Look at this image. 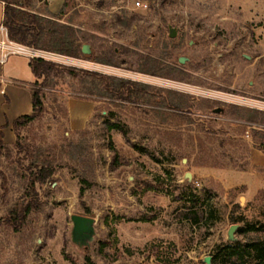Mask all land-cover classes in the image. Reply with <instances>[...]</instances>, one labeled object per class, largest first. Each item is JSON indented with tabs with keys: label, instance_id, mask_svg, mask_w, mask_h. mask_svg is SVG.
<instances>
[{
	"label": "rangeland",
	"instance_id": "rangeland-1",
	"mask_svg": "<svg viewBox=\"0 0 264 264\" xmlns=\"http://www.w3.org/2000/svg\"><path fill=\"white\" fill-rule=\"evenodd\" d=\"M20 1L71 24L89 44L90 54L58 63L135 84L107 93L101 78L62 69L37 80L42 108L19 128L23 151L0 150V264H225L228 247L264 246L263 196L240 209L184 178L194 165L246 167V135L260 143L262 132L246 120L264 111V0ZM148 58L159 75L141 72ZM71 99L97 102L80 130L69 125ZM33 160L54 174L32 192ZM27 201L38 207L21 222L12 212ZM193 206L202 214L196 224L183 216ZM72 214L95 219L81 249L70 240Z\"/></svg>",
	"mask_w": 264,
	"mask_h": 264
},
{
	"label": "trees",
	"instance_id": "trees-1",
	"mask_svg": "<svg viewBox=\"0 0 264 264\" xmlns=\"http://www.w3.org/2000/svg\"><path fill=\"white\" fill-rule=\"evenodd\" d=\"M4 14L2 26L6 29L9 40L18 44L40 50L47 53L61 55L74 59H81V45L85 40L79 36V29L71 24L59 22L58 16L51 13L47 15L39 14V12L32 9L29 3L20 0H4ZM61 12L59 13V15ZM88 55V54H87ZM91 59V55L87 57ZM96 62L97 59H95ZM146 67L141 70L151 75H159L160 68L155 59L148 58ZM104 63V62H103ZM111 65V63H105ZM29 66L35 76V81L31 84L30 92L32 99L33 111L29 115H22L13 122V131L16 135V142L12 146H7L2 141V134L0 132V150L8 149L9 147L18 148V151H23V147L19 145V128L34 121L42 108V96L40 91L35 88L38 84L37 80L43 78V82L48 79L50 74L58 72L57 69H62L65 72L76 75L77 70H81L91 81L99 77L100 83L103 84V90L107 93H116L121 88L128 84H135L129 79L119 78L114 75L101 74L97 71L69 67L55 61L45 59L43 57L35 56L29 60ZM254 110V109H253ZM255 115L260 116V119H247L248 122H255L257 127L264 128V111L259 109L254 110ZM256 119V118H255ZM107 129H118L126 134L124 129L118 123H107ZM28 166V185L34 191L35 185L44 184L53 174L54 168L49 164L37 163V161H30ZM83 188L79 190V197L83 195ZM31 195V194H30ZM38 207L33 201H27L21 204L18 210H13L16 219L22 220L28 215L32 209ZM89 213V209H86ZM184 218L190 220L192 223H198L202 217L196 207H189L183 213ZM20 222V223H21ZM246 256L255 258L258 263H264V246L258 241L247 242L242 249L236 247H228V250L223 254L227 263L225 264H247Z\"/></svg>",
	"mask_w": 264,
	"mask_h": 264
},
{
	"label": "crops",
	"instance_id": "crops-1",
	"mask_svg": "<svg viewBox=\"0 0 264 264\" xmlns=\"http://www.w3.org/2000/svg\"><path fill=\"white\" fill-rule=\"evenodd\" d=\"M4 5L5 1L0 0V27ZM37 56L57 63L58 61L53 58L80 60L47 52ZM30 58L27 54L13 53L0 62V132L2 141L7 146H12L16 142L13 122L20 116L29 115L33 111L30 87L35 81V76L29 66ZM68 104L71 130H80L93 114L97 102L71 99ZM256 130L262 132L260 143L257 139L255 143L253 137L246 135L252 142L246 167L194 165L189 172L197 188L214 193L221 199L228 198L231 205L240 209L247 207V210L257 203L258 195L264 197V128L257 127Z\"/></svg>",
	"mask_w": 264,
	"mask_h": 264
},
{
	"label": "water",
	"instance_id": "water-1",
	"mask_svg": "<svg viewBox=\"0 0 264 264\" xmlns=\"http://www.w3.org/2000/svg\"><path fill=\"white\" fill-rule=\"evenodd\" d=\"M169 37L173 38L176 35V31L173 28H169ZM81 53L83 54H90L91 49L89 44L83 43L81 45ZM178 62L180 64H183L187 61L186 57L180 56L178 57ZM223 109L220 107L214 108L213 112L220 113ZM186 159L183 158L182 162H185ZM184 178L187 180H191V173L189 171L184 173ZM70 221L72 224L71 231H70V240L73 245H75L77 248H83L88 246L95 235V228L94 223L95 219L93 217L80 215V214H72L70 216ZM238 228V224H232L227 229V238L230 241L235 240L234 233L236 229ZM204 261L209 264V257H205Z\"/></svg>",
	"mask_w": 264,
	"mask_h": 264
},
{
	"label": "built area",
	"instance_id": "built-area-1",
	"mask_svg": "<svg viewBox=\"0 0 264 264\" xmlns=\"http://www.w3.org/2000/svg\"><path fill=\"white\" fill-rule=\"evenodd\" d=\"M136 7H142L143 4L139 1L135 2ZM20 53L27 54L30 57L38 55L37 51L33 48L18 44L9 40L7 37L6 29L1 25L0 27V62H3L10 54Z\"/></svg>",
	"mask_w": 264,
	"mask_h": 264
}]
</instances>
